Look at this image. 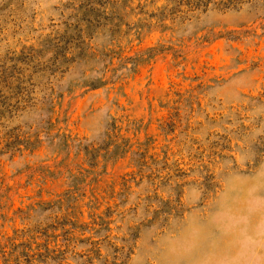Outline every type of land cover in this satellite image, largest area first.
Wrapping results in <instances>:
<instances>
[{"label": "rangeland", "instance_id": "obj_1", "mask_svg": "<svg viewBox=\"0 0 264 264\" xmlns=\"http://www.w3.org/2000/svg\"><path fill=\"white\" fill-rule=\"evenodd\" d=\"M173 7L0 0V264H264V5Z\"/></svg>", "mask_w": 264, "mask_h": 264}, {"label": "trees", "instance_id": "obj_2", "mask_svg": "<svg viewBox=\"0 0 264 264\" xmlns=\"http://www.w3.org/2000/svg\"><path fill=\"white\" fill-rule=\"evenodd\" d=\"M174 7L171 10L174 19H189L199 12L210 9L226 11L240 9L244 6L264 5V0H170ZM174 10V11H173Z\"/></svg>", "mask_w": 264, "mask_h": 264}]
</instances>
